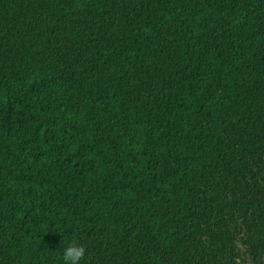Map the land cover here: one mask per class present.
Returning <instances> with one entry per match:
<instances>
[{
    "label": "trees",
    "instance_id": "16d2710c",
    "mask_svg": "<svg viewBox=\"0 0 264 264\" xmlns=\"http://www.w3.org/2000/svg\"><path fill=\"white\" fill-rule=\"evenodd\" d=\"M264 264V0H0V264Z\"/></svg>",
    "mask_w": 264,
    "mask_h": 264
},
{
    "label": "clouds",
    "instance_id": "9594fccd",
    "mask_svg": "<svg viewBox=\"0 0 264 264\" xmlns=\"http://www.w3.org/2000/svg\"><path fill=\"white\" fill-rule=\"evenodd\" d=\"M87 248L79 243L75 238H72L70 243H67L61 252L63 264H80L85 258Z\"/></svg>",
    "mask_w": 264,
    "mask_h": 264
}]
</instances>
